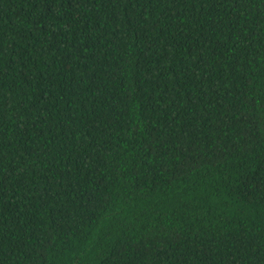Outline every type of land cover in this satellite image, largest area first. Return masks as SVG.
I'll return each instance as SVG.
<instances>
[{"label":"trees","instance_id":"obj_1","mask_svg":"<svg viewBox=\"0 0 264 264\" xmlns=\"http://www.w3.org/2000/svg\"><path fill=\"white\" fill-rule=\"evenodd\" d=\"M0 264H264V0H0Z\"/></svg>","mask_w":264,"mask_h":264}]
</instances>
